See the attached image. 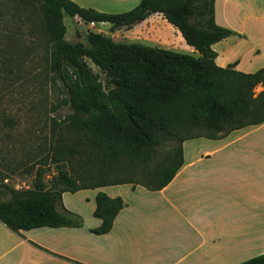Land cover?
<instances>
[{
  "label": "trees",
  "instance_id": "trees-1",
  "mask_svg": "<svg viewBox=\"0 0 264 264\" xmlns=\"http://www.w3.org/2000/svg\"><path fill=\"white\" fill-rule=\"evenodd\" d=\"M36 1L41 16L31 35L46 49L50 69L63 71L71 113L56 125L57 140L42 163L55 165L56 174L46 181L37 168L31 188L11 191L12 199L0 202V221L10 229L77 227L79 222L57 211L62 194L124 184L160 190L183 164V142L264 123V91L255 94L256 86L264 85V72L243 74L215 64L212 45L231 32L215 24L214 0H140L120 13L82 8L71 0ZM155 14L197 56L117 42L93 29L84 35L85 43L64 39V15L85 25L108 24L114 31L129 30ZM6 40L7 49L0 47V93L13 81L10 43H20V35ZM94 203L101 225L92 233L105 234L123 202L99 193ZM240 264H264V254Z\"/></svg>",
  "mask_w": 264,
  "mask_h": 264
},
{
  "label": "crops",
  "instance_id": "crops-1",
  "mask_svg": "<svg viewBox=\"0 0 264 264\" xmlns=\"http://www.w3.org/2000/svg\"><path fill=\"white\" fill-rule=\"evenodd\" d=\"M71 1L119 13L140 0ZM213 9L215 24L231 32L212 45L215 64L264 72V0H214ZM129 33L130 42L197 56L160 14ZM182 152V166L160 190L131 184L81 190L78 205L67 198L74 193L62 194L57 211L77 227L14 231L0 221V264H240L264 254V123L187 140ZM99 193L123 202L101 235L92 233L101 225L94 216Z\"/></svg>",
  "mask_w": 264,
  "mask_h": 264
},
{
  "label": "rangeland",
  "instance_id": "rangeland-1",
  "mask_svg": "<svg viewBox=\"0 0 264 264\" xmlns=\"http://www.w3.org/2000/svg\"><path fill=\"white\" fill-rule=\"evenodd\" d=\"M41 7L42 4L36 0H0V47L7 49L4 45L8 44V35H20V43H10L12 61L16 65L13 81L6 91L0 93V149L3 150L0 153V202L12 199L11 191L31 188L37 168L45 172L46 181L56 174L55 165L42 163L47 156L50 157L51 147L57 140L56 125L71 113L62 82L63 71L58 73L50 69L46 49L31 35L35 33L33 22L36 23L41 16ZM63 22L67 42L85 43L84 35L89 29L108 35L117 42L135 40L129 33L130 29L111 31L108 24L91 25L89 28V25L80 24L77 18L65 15ZM89 66L98 73L91 63ZM65 67L70 72L71 68ZM167 149L166 145L158 158ZM85 192L79 191L67 198L78 205L84 201Z\"/></svg>",
  "mask_w": 264,
  "mask_h": 264
}]
</instances>
